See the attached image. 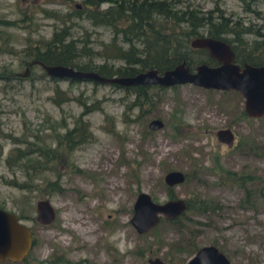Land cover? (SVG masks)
I'll use <instances>...</instances> for the list:
<instances>
[{"label": "rangeland", "instance_id": "obj_1", "mask_svg": "<svg viewBox=\"0 0 264 264\" xmlns=\"http://www.w3.org/2000/svg\"><path fill=\"white\" fill-rule=\"evenodd\" d=\"M83 1L0 0V207L15 213L31 234L22 259L5 258L0 264H53L55 255L74 264H150L155 257L185 264L195 248L208 244L232 264H264V116H241L243 98L234 90L187 83L146 85L153 100L141 117L139 107L130 105L132 89L52 80L43 65L61 64L51 49L57 40L71 41L77 55L73 68L106 77L141 71L151 42L162 53L171 48L172 42L161 37L148 44L141 37L122 41L107 22L74 12ZM91 1L97 12L114 13L130 0ZM154 1L163 2L170 14L192 12L201 37L209 36V21L221 23L226 31L220 39L232 48L264 39V0ZM178 26L184 31L188 23ZM115 38L132 61L106 56ZM190 40L177 31L173 36V42L188 43L183 52L194 67L208 60V53L191 47ZM56 87L69 97L63 103L54 98ZM154 118L164 124L149 130ZM227 127L234 133L231 148L215 135ZM62 136L68 137L67 147H59L55 161L41 164L36 147H56ZM240 141L255 149L237 148ZM215 163L219 168L213 170ZM171 169L188 178L171 188L174 197L196 194L218 208L189 214L193 221L182 219L181 225L161 218L149 231L137 233L129 221L137 193L167 200L162 176ZM223 169L254 176L246 185L248 202L244 188L221 183ZM43 198L56 211L50 224L36 219V202Z\"/></svg>", "mask_w": 264, "mask_h": 264}, {"label": "water", "instance_id": "obj_2", "mask_svg": "<svg viewBox=\"0 0 264 264\" xmlns=\"http://www.w3.org/2000/svg\"><path fill=\"white\" fill-rule=\"evenodd\" d=\"M190 46L207 51L216 63H199L189 66L181 60L173 67L159 71L155 68L141 70L132 75L106 77L94 70L75 69L63 64L43 65L46 74L57 80H88L99 83H115L122 86L160 85L174 86L192 84L195 86L234 90L243 98V111L250 118L264 116V64H239L235 61L233 48L220 38L197 36L190 40ZM26 68L22 75H26ZM160 118L151 119L149 130L163 126ZM217 139L228 148L233 146L234 134L230 128L218 129ZM163 183L172 188L185 181V173L178 169L166 171ZM187 208V201L181 197L168 198L163 202L154 201L149 193L140 191L132 205L130 223L137 233L143 234L154 227L161 218L172 220ZM37 221L50 224L56 211L48 198L36 202ZM31 244L30 229L13 212L0 207V260L22 259ZM150 264H166L159 257L148 260ZM185 264H232L226 255L214 244L200 246Z\"/></svg>", "mask_w": 264, "mask_h": 264}, {"label": "trees", "instance_id": "obj_3", "mask_svg": "<svg viewBox=\"0 0 264 264\" xmlns=\"http://www.w3.org/2000/svg\"><path fill=\"white\" fill-rule=\"evenodd\" d=\"M244 3L250 4L254 0H241ZM77 6V5H76ZM75 6V7H76ZM82 9H73L74 12L81 14L86 13V16L89 18H95V20H99L102 22H107L109 25L114 27L115 35H121L122 41L126 39H131L133 37H141L147 41V44L151 40H156L157 38L161 37L166 39L168 42H172L170 50L167 53H162L158 49L156 50L153 43L151 42L148 45L147 52L144 53L141 62L140 70L155 68L159 71L168 69L173 67L175 64L179 63L181 60H186L189 64L190 60L183 52V48L185 46L188 47V43H176L173 42V36L176 33L184 35V41H188L191 38L196 36H200L198 33L199 22L193 16L192 12H182V14L177 15L176 13L170 14L168 11L169 9L165 6L163 2H151V0H130L126 3H119L117 7H115L116 11L114 13L111 12H97V9L93 5L91 0H84L82 3ZM157 14L161 16L160 18L154 19L152 16ZM98 18V19H96ZM186 18V19H185ZM182 20H186L188 23V28L184 31H181L178 24ZM204 20H209L208 17H205ZM208 31L209 36L214 38H220V36L226 31L223 25L217 24L209 21L208 24ZM244 32V31H243ZM150 45L152 47H150ZM150 47V49H149ZM154 47V48H153ZM51 49L55 50L60 56V63L63 65L68 66H75V61L73 58L76 59V51L73 45L69 42H64L57 40L51 43ZM172 50V51H171ZM202 51L206 52L204 49ZM235 52V61L239 64L249 63L253 65L257 64H264V39L260 41H251L250 44L243 45L241 43H236V46L233 47ZM107 57L111 58H123L127 61H132L130 58V53L127 50H122L121 46L118 45L116 42V38L113 39V44L111 45L110 53H105ZM207 54V52H206ZM104 56V54H103ZM208 56V60L201 61L200 63H207V64H215L216 62ZM121 74V72H119ZM47 75V74H46ZM122 75H130L128 69L122 71ZM50 77V76H49ZM52 80L55 78L50 77ZM120 87H127V89H132L135 92L133 101L130 102L131 107H139L140 109V116H144L150 110L151 102L153 100V96L150 94L148 87L146 85H135V86H121L115 84ZM54 98L58 103H63L69 97L65 92L60 90L59 88H55ZM241 116L248 117L244 111H241ZM108 130V129H107ZM113 135L116 133L112 130H108ZM67 136H62L58 139V143L56 147L50 148L47 146H40L36 147L39 155H41L42 161L41 164H48L49 162H53L58 157V149L59 147H67V145L63 144L65 141L68 144ZM246 142V141H244ZM239 142L238 147H246V143ZM254 147L248 146V149H252ZM255 149V148H254ZM19 150V149H18ZM219 168L218 163L213 165V170ZM223 173L221 175V183H233L239 187L244 188L245 196L243 201L248 202V197L251 195L250 189L246 188V185L250 182L254 181V176L247 175L245 172L234 173L230 170H221ZM188 178L185 176V181ZM48 187L52 189V183H46ZM20 186H25L24 184ZM165 189L167 190V194L169 198L173 197V192L171 188L167 187L165 184ZM187 201V208L186 210L178 217L172 220H166L162 217L163 220L167 221L171 224H178L181 225V220L184 219L187 222H192L193 219L190 217L189 214H205L209 211H213L216 207V204L212 203L210 200L201 197L200 195H193L186 198ZM195 222V221H194ZM195 248V250H197ZM53 264H74L68 261H65L62 255H55L51 259Z\"/></svg>", "mask_w": 264, "mask_h": 264}, {"label": "flooded vegetation", "instance_id": "obj_4", "mask_svg": "<svg viewBox=\"0 0 264 264\" xmlns=\"http://www.w3.org/2000/svg\"><path fill=\"white\" fill-rule=\"evenodd\" d=\"M250 118V117H249ZM232 131V130H231ZM233 132V131H232ZM234 134V133H233ZM233 143H234V140H233ZM231 148V147H230Z\"/></svg>", "mask_w": 264, "mask_h": 264}]
</instances>
